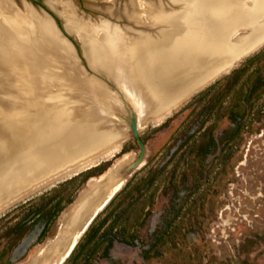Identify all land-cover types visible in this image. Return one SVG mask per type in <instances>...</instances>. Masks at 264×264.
<instances>
[{"label": "rangeland", "instance_id": "rangeland-1", "mask_svg": "<svg viewBox=\"0 0 264 264\" xmlns=\"http://www.w3.org/2000/svg\"><path fill=\"white\" fill-rule=\"evenodd\" d=\"M14 1L18 7L28 2L49 17L72 55L52 44L42 45V31L37 28L33 40L47 54L37 62L48 71L23 65L17 52L10 54L15 65L0 67L4 75L0 82V160L12 150L18 153L17 147L24 146L22 137H38L46 122H60L61 114L74 125L95 121L92 108L99 107H93L89 99L95 85L117 98L118 114L110 118L109 126L125 138L113 156L72 176L46 182L0 213V264H28L44 246L46 251L58 252L65 240L56 242L64 215L93 180L126 156L131 163L122 167L124 183L115 195H121L122 204L110 206L111 201L62 264H264V46L191 95L162 122L142 125L134 108L139 101L130 99L122 86L129 72L125 65L129 58L121 50L130 37L125 14L129 0H70L94 30L88 34L94 38L89 45L93 60H97L94 50L98 49L110 64L117 50L122 78L98 70L100 65L91 62L82 37L67 28L60 6H50V0ZM156 1L169 4L171 0ZM245 4L251 6L252 1ZM136 6L142 20H147L150 15L144 7ZM245 34L241 29L234 38ZM233 73H237L235 78L229 79ZM53 98L61 104L56 105ZM41 106L46 118L38 117ZM140 114L143 117L145 112ZM132 116L140 127L146 155L140 167L125 172L141 150L130 127ZM203 135L201 148L197 142ZM103 149H92L90 157L80 160L85 162ZM136 184L138 190L133 192ZM71 198L73 202L67 205ZM31 200V206L25 204ZM61 207L65 208L59 213ZM118 216L121 219L115 224Z\"/></svg>", "mask_w": 264, "mask_h": 264}, {"label": "bare ground", "instance_id": "bare-ground-1", "mask_svg": "<svg viewBox=\"0 0 264 264\" xmlns=\"http://www.w3.org/2000/svg\"><path fill=\"white\" fill-rule=\"evenodd\" d=\"M247 1H252V5L246 7ZM138 3L150 15L147 20H142L138 13ZM49 5L63 9L60 14L65 17L67 28L82 37L91 62L100 65L98 70L111 73L116 78L123 77L118 68L121 62L117 61V50H113L110 64L98 49L94 50L97 60H93L89 45L93 43L94 38L90 36L94 30L78 15L70 0H50ZM127 6L125 14L130 24V37L121 50L129 58V62H125L129 72L127 79H122V86L130 99L134 97L139 101L134 108L141 118L139 121L144 122L142 125L162 122L191 95L264 46V0H171L169 4L156 0H129ZM175 7L179 10H175ZM37 28L42 31L39 37L42 45L52 44L54 49L72 55L70 46L59 36L49 17L39 14L28 2L18 7L14 0H0V67L15 65L10 54L17 52L23 58V65L30 69L32 65L33 71H48L37 62L47 56L41 45L33 40ZM241 29H245L247 34L234 38ZM122 40L119 35L118 41ZM3 76L0 74V82H3ZM92 87L94 96H89V99L93 107H99L96 111L92 108L91 116L95 117V121L81 120L74 125L61 114L60 122H46L38 137H27L28 134L22 137L24 146L17 147L18 153L12 150L4 161L0 160V213L46 186V182L61 180L83 167L89 168L119 150L125 136L109 126L110 118L118 114L117 98L110 96L103 88ZM53 102L58 106L61 104L55 98ZM141 112H145L143 117ZM38 117L46 118L43 106ZM85 134H90L89 138H84ZM101 147L105 149L90 160H80L90 157L92 149ZM127 157L112 167L107 178L105 174L96 181L91 180L104 181L102 198L94 202L92 212L72 232L61 229L65 240L58 252L46 251L44 246L28 264H62L70 256L87 224L106 208L104 203L120 191L118 189L124 183L122 167L131 163ZM79 160L82 162L77 165L76 161ZM75 164L77 169L72 168ZM42 178H48V181Z\"/></svg>", "mask_w": 264, "mask_h": 264}, {"label": "water", "instance_id": "water-1", "mask_svg": "<svg viewBox=\"0 0 264 264\" xmlns=\"http://www.w3.org/2000/svg\"><path fill=\"white\" fill-rule=\"evenodd\" d=\"M130 127H131V130H132V133H133L135 139L137 140V142L140 145L141 150H140V155H139L137 161L134 164L126 167V169H128V170H131V169L136 168V167H140L144 163V158L146 155V145L140 136V132H139V128H138V122L136 121V119L133 116L130 118ZM74 169H77L76 166ZM111 169L106 173L107 174L106 178L110 175ZM104 187H105L104 181L90 183L88 189L80 196L77 204L69 212H67L64 215L63 220H62V226H61L60 231L58 233L56 242H60V241L64 240L65 235H62V232H61L62 228L65 229L67 232H72L76 225L83 223L87 214H90L92 212L91 207L94 204V202L98 198H102L101 196H102V193L104 191L103 190ZM116 194H117V192L112 196L111 199H108L104 203V207H106L111 202V200L115 197ZM92 221H90L87 224V226L85 227L86 230L91 225Z\"/></svg>", "mask_w": 264, "mask_h": 264}, {"label": "trees", "instance_id": "trees-1", "mask_svg": "<svg viewBox=\"0 0 264 264\" xmlns=\"http://www.w3.org/2000/svg\"><path fill=\"white\" fill-rule=\"evenodd\" d=\"M236 74H237V73H233L232 76L229 77V79H233V78H235ZM219 83H220V82H218V83H216L214 86L210 87V88L208 89L207 93H209V92L212 91V90H215V89L217 88V86L219 85ZM204 139H205V135H203V136L200 138V141L197 142V144H200V147H201V148H203ZM80 177H81V175H80ZM75 180H76V179L74 178V179H72V180H70V181H67V182H65L62 186L69 185V184L73 183ZM137 187H138V184L134 185V187H132V191H133V192L137 191V190H138ZM132 191L130 190V192H132ZM48 196H49V193H48V194H45L43 198H47ZM120 197H121V195H119V194H118L117 196H115V198H114V199L112 200V202L110 203V206L113 205V204H117V206L121 205L122 203H120ZM73 199H74V198L68 199V200L66 201V204L68 205V204L72 203V202H73ZM33 202H34V200H31V201H28V202L25 203V204H28L29 206H31V205L33 204ZM64 208H65V207H61V208H59V213H61V212L64 210ZM120 216H121V215H120ZM120 216H118V219L116 220L115 224L121 219ZM20 226H22V225H20ZM124 241H125V239H124ZM109 242H110V241H109ZM126 242H127V241H126ZM110 245H111V244H110Z\"/></svg>", "mask_w": 264, "mask_h": 264}]
</instances>
